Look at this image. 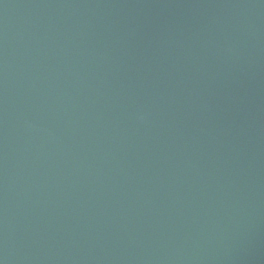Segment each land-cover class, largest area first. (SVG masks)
<instances>
[{"label":"water","instance_id":"water-1","mask_svg":"<svg viewBox=\"0 0 264 264\" xmlns=\"http://www.w3.org/2000/svg\"><path fill=\"white\" fill-rule=\"evenodd\" d=\"M0 264H264V0H0Z\"/></svg>","mask_w":264,"mask_h":264}]
</instances>
